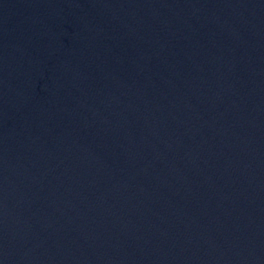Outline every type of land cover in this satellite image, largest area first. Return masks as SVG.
Wrapping results in <instances>:
<instances>
[{
	"label": "water",
	"instance_id": "water-1",
	"mask_svg": "<svg viewBox=\"0 0 264 264\" xmlns=\"http://www.w3.org/2000/svg\"><path fill=\"white\" fill-rule=\"evenodd\" d=\"M0 264H264V0H0Z\"/></svg>",
	"mask_w": 264,
	"mask_h": 264
}]
</instances>
